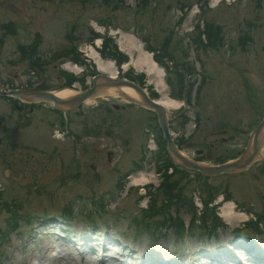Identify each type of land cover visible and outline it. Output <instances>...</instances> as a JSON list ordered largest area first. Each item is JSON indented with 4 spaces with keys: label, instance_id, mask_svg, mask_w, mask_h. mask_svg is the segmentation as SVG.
Returning a JSON list of instances; mask_svg holds the SVG:
<instances>
[{
    "label": "rangeland",
    "instance_id": "obj_1",
    "mask_svg": "<svg viewBox=\"0 0 264 264\" xmlns=\"http://www.w3.org/2000/svg\"><path fill=\"white\" fill-rule=\"evenodd\" d=\"M102 1L90 0L82 5L79 0H53L51 3L41 0H0V84L15 88L29 82L38 83L44 78L46 88H58L63 82L60 75L66 73L62 64L67 62L59 60V53L68 50L72 37L78 49L87 44L91 32H101L103 24H106L104 20H109L108 23L122 33L131 35L142 47V39L145 38L150 39L152 46L160 48L173 31L170 54L175 62L191 63L195 67L190 80L194 87L190 98L191 109L187 113L189 121L184 129L180 127L181 119L175 116L180 109L169 112L174 117L173 136L183 138V152L187 156L203 160L206 165L217 164L216 159L236 157L264 113V0L208 1L205 19L221 27L219 37L224 39L215 51V59H208L198 50V45L193 49V44H196L190 40L197 18V0H184L187 1L186 6L193 8L181 24L178 23L180 11L176 7L177 0H160L159 9L152 15L138 16L134 11L137 0H122L124 8L121 10L106 8ZM114 3L116 6L120 4L118 0H114ZM152 3L150 7L154 8ZM9 24L10 28L5 27ZM119 40L118 47L129 57L128 65L122 72L133 68L134 75L143 74L146 90H152L153 94L156 93V100L160 99L161 95L152 84L153 77L145 72V68L138 70L134 67L139 55L134 50L137 44L126 45L124 39ZM36 41L39 48L36 54L32 50V58L44 63L43 75H39L37 69L32 71L29 59L23 60L18 50V47L28 50ZM86 69L91 71L89 67ZM170 77L172 87L168 88L164 73L167 96L178 91L173 76ZM113 105L125 108L117 114ZM105 108L110 114L106 115ZM86 109L89 113L84 114L83 118L80 119L78 114L72 118L70 131L75 137L82 136L93 127L100 130L101 135L93 139L84 137L87 140L81 155L82 150L76 151L73 147V156L77 158L80 155L82 160L80 170V159L72 162L70 142L62 146L52 140V129L57 127L53 124L60 122V116H54L49 108L41 106L32 117L28 115L29 125L22 127L14 106L0 100V152L6 153L3 160L0 155V234L1 231L9 232L7 238L0 237V264H63L56 260L57 254L54 253L55 249L66 250V241L59 237L60 231L57 230L60 226L64 228L63 224L53 223L55 220L45 221L38 228L34 219L40 221L39 217L57 214L61 204L67 201L73 204L74 209H79L76 216L82 214V218L74 220V225L69 226L67 232L77 239L93 234L98 242L96 252L99 253L103 247L111 246V251L106 252L110 256L107 264H119L121 256L117 252H124L129 258H136L137 262L139 254L148 256V251L159 257L167 256L180 261H184L189 253L192 259L203 261L207 259L201 258L199 251L210 254L209 249L215 252L221 245L243 259L238 242L232 239L237 227L242 229L240 236L246 234L253 239L254 247L264 252V224L260 223L262 235L245 226L248 220L255 219L264 202V173L255 166L241 175H221L206 181L207 185L219 192L231 193L235 214L246 216L245 221L238 223L224 221L226 229L219 228L216 238H199L198 231L194 230V235L185 237L188 239H176L174 233L168 230L154 241L141 233L140 228L137 232L134 222L141 218L151 194H159L157 190L161 184L162 175L156 171V152L148 149L151 146V131L155 127L154 118L116 97L92 101L81 112ZM113 118H119L118 125H113ZM108 128H114L113 136L104 135ZM53 146L61 149L52 151ZM23 147H34L36 153ZM199 149L204 150V154L197 157L195 151ZM107 152L113 154L111 164L120 167L117 175L112 172L111 164L106 162ZM207 154L214 156L212 162L206 161ZM23 162L26 164L23 165ZM137 164L142 165L140 172L151 180L145 186L130 187V194L121 199L124 194L119 188L120 182L131 169L138 168ZM90 166H93L92 170ZM51 170L55 171V175L50 182L38 186L37 179ZM92 171L101 175L102 184L94 175L90 179ZM63 176L66 177L64 181L61 179ZM179 179L180 174L177 173L172 175L170 181ZM201 183L202 180L193 177L186 192L188 199L197 203L199 208ZM221 199L219 196L214 201L218 204L219 216L225 205ZM5 201H15L16 206L22 207L21 211L13 214L12 221L18 223L15 231L10 228L12 222L9 212L5 210ZM180 215L186 223L191 219L186 210L181 211ZM100 219H105V223ZM94 220L95 224L89 223ZM19 234L24 235L25 242L20 240ZM107 238L116 243L109 245ZM78 248L86 256V260H79L78 264L97 262L96 252L88 255L81 246ZM64 253L67 260L68 256L77 254L69 253V249ZM69 264L76 263L69 261Z\"/></svg>",
    "mask_w": 264,
    "mask_h": 264
},
{
    "label": "bare ground",
    "instance_id": "obj_2",
    "mask_svg": "<svg viewBox=\"0 0 264 264\" xmlns=\"http://www.w3.org/2000/svg\"><path fill=\"white\" fill-rule=\"evenodd\" d=\"M219 1L220 0H214V3H218ZM121 36L128 43L134 44V42H135V45L137 44L135 39L132 36H129L126 34H121ZM134 50H136L139 54L134 65L137 68H145L146 73L153 77L155 87H156L158 93L161 95L160 99L157 100L159 102V104L162 107H164L168 112L180 108V106H181L180 103L171 100L166 95V87H165L164 82L162 80L163 73L154 64V62L151 59V56L148 53L144 52L142 47L138 44L136 45V48H134ZM92 58H93V62L97 66V69L100 73H103V74H106L109 76L115 75L116 68L112 62H110L108 60L105 61V60L101 59L97 53H93ZM126 93L128 95L134 96L133 92H131V90H126ZM72 95L73 94L70 91H63L62 93L58 94V96H61V97H63V96L64 97H70ZM150 180L147 179L144 174H140L138 177H134L131 179V184L132 185H139V184H143V183L145 184V183H148V181H150ZM223 216L225 217V220L229 224L233 223V222L238 223V222L246 219V217L244 215H237L234 213V204L233 203H227L223 207Z\"/></svg>",
    "mask_w": 264,
    "mask_h": 264
},
{
    "label": "water",
    "instance_id": "obj_3",
    "mask_svg": "<svg viewBox=\"0 0 264 264\" xmlns=\"http://www.w3.org/2000/svg\"><path fill=\"white\" fill-rule=\"evenodd\" d=\"M111 82H112V84H115V81H111ZM116 84L121 85V84H126V83L119 82ZM128 86H130V87L134 88L136 91H138V93L142 96L144 102L151 104V102L147 100V98L144 96V94L138 88H136L135 86L130 85V84H128ZM110 87H112V86H106L105 85V86H103V89L109 90V89H111ZM97 91H98V88L94 87L91 91H88L87 93H84L81 96H78L77 98L74 99L73 103L70 104V107H73V106L79 104L80 102H82L84 99L91 97ZM38 95H40L39 98L42 100H48L49 101V100L53 99L52 96L47 95V94H38ZM153 106L156 107V109L160 112L161 119L164 121L165 118H164V113H163L162 109H160L159 106H156V105H153ZM262 124L264 125V122ZM170 149L173 152V154L180 160V162L183 166L188 167V168H192V169H199L196 164L189 162L188 160H186V159L182 158L180 155H178L177 152L175 151L174 147L171 144H170ZM229 167H232V166H228V167L224 166V167L216 169L215 171L214 170L208 171V170L203 168L202 172L207 175V174H210L213 172H219L220 170H227V168H229Z\"/></svg>",
    "mask_w": 264,
    "mask_h": 264
},
{
    "label": "trees",
    "instance_id": "obj_4",
    "mask_svg": "<svg viewBox=\"0 0 264 264\" xmlns=\"http://www.w3.org/2000/svg\"><path fill=\"white\" fill-rule=\"evenodd\" d=\"M209 39L211 40V38L209 37Z\"/></svg>",
    "mask_w": 264,
    "mask_h": 264
}]
</instances>
